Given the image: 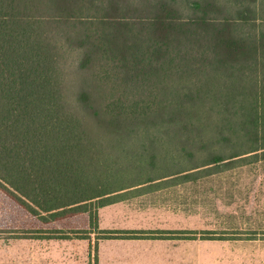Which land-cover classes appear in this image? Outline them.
<instances>
[{
	"label": "trees",
	"instance_id": "1",
	"mask_svg": "<svg viewBox=\"0 0 264 264\" xmlns=\"http://www.w3.org/2000/svg\"><path fill=\"white\" fill-rule=\"evenodd\" d=\"M218 1L0 0V189L91 222L21 237L89 238L124 189L264 152V36L245 30L255 9ZM137 148L150 159L131 164Z\"/></svg>",
	"mask_w": 264,
	"mask_h": 264
},
{
	"label": "rangeland",
	"instance_id": "2",
	"mask_svg": "<svg viewBox=\"0 0 264 264\" xmlns=\"http://www.w3.org/2000/svg\"><path fill=\"white\" fill-rule=\"evenodd\" d=\"M218 3H226L231 13L241 7L255 9L253 14L247 12L252 22L245 30L264 36V0ZM140 149L130 155L131 164L150 159L141 157ZM253 154L215 166L211 173L198 171V182L186 185L187 195L178 199L175 210L186 217L187 230L193 234H186L175 252H155L151 264H264V152ZM155 211L168 212L152 209L149 214ZM14 227L21 229L20 236L25 230H71L65 221L40 220L0 189V229ZM11 236L16 234L0 233V264H97L95 232L91 239Z\"/></svg>",
	"mask_w": 264,
	"mask_h": 264
},
{
	"label": "crops",
	"instance_id": "3",
	"mask_svg": "<svg viewBox=\"0 0 264 264\" xmlns=\"http://www.w3.org/2000/svg\"><path fill=\"white\" fill-rule=\"evenodd\" d=\"M197 182L198 180L174 182L161 179L140 183L121 191L122 199L99 207L98 228L92 229L98 235L97 230H164L172 233L167 232L164 237L98 238L97 264H151L156 259L153 256L155 252L159 253L163 250L169 253L175 252L180 241L185 240V234L180 237L179 232L187 230L186 217L175 211L179 209L177 202L180 197H186V185ZM148 200L150 202L146 204ZM138 202L144 204H134ZM152 209H167L168 212L155 211L152 215L149 214ZM172 209L174 211H171ZM56 221H65L66 226L71 230H91L87 212L53 220L55 223ZM0 230H2L0 233L16 234L11 236V239L21 238L18 234L21 233V229L16 227ZM94 232H90V236ZM9 239L5 236L3 238L7 241Z\"/></svg>",
	"mask_w": 264,
	"mask_h": 264
}]
</instances>
